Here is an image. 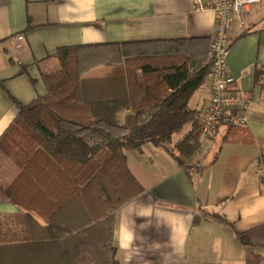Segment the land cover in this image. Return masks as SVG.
Wrapping results in <instances>:
<instances>
[{
    "label": "crops",
    "instance_id": "0c3cea01",
    "mask_svg": "<svg viewBox=\"0 0 264 264\" xmlns=\"http://www.w3.org/2000/svg\"><path fill=\"white\" fill-rule=\"evenodd\" d=\"M244 16V25L235 21L231 26L226 62L235 79L231 89L247 101V122L230 129L221 124L191 167L178 165L151 144L140 152L127 151L128 168L143 191L115 212L118 264H245L247 251L264 264V175L257 172L264 166V0ZM213 30L214 14L194 11L191 0H0V140L17 105L46 93L41 73L58 69V47L148 43L151 50L176 46L203 59ZM96 69L104 73L94 75ZM107 71L100 66L86 75ZM209 99L208 75L189 99L198 121ZM186 126L183 136L191 129ZM5 137L3 150L8 153L0 149L1 186L15 177L14 161L24 151L14 131ZM12 141L21 145L17 153L9 152ZM19 211L0 196L1 214ZM213 213L231 225L212 219ZM235 231L247 233L248 247Z\"/></svg>",
    "mask_w": 264,
    "mask_h": 264
},
{
    "label": "trees",
    "instance_id": "16d2710c",
    "mask_svg": "<svg viewBox=\"0 0 264 264\" xmlns=\"http://www.w3.org/2000/svg\"><path fill=\"white\" fill-rule=\"evenodd\" d=\"M147 45L60 46L58 69L41 73L46 93L17 105L5 136L19 133L27 145L0 196L20 211L0 213V264H118L115 212L143 191L127 151L151 144L178 165L192 166L201 149L194 135L199 114L189 99L209 75L210 52L199 59L180 47ZM100 66L108 67L104 75H86ZM187 124L189 132L171 144ZM4 137L0 149L7 154ZM211 218L229 224L221 215ZM235 235L250 245L247 233ZM260 260L247 251L245 264Z\"/></svg>",
    "mask_w": 264,
    "mask_h": 264
},
{
    "label": "built area",
    "instance_id": "2783aa9c",
    "mask_svg": "<svg viewBox=\"0 0 264 264\" xmlns=\"http://www.w3.org/2000/svg\"><path fill=\"white\" fill-rule=\"evenodd\" d=\"M191 2L194 11H211L214 14V30L209 42L210 99L194 132L202 149L206 139L221 124L242 126L247 122L245 114L247 101L231 89L235 79L228 70L226 59L231 47L232 24L238 21L240 25H244V13L259 0H191ZM257 172L264 175V166L258 168Z\"/></svg>",
    "mask_w": 264,
    "mask_h": 264
},
{
    "label": "rangeland",
    "instance_id": "374dc122",
    "mask_svg": "<svg viewBox=\"0 0 264 264\" xmlns=\"http://www.w3.org/2000/svg\"><path fill=\"white\" fill-rule=\"evenodd\" d=\"M96 71H97V72H96ZM99 71H101V70L96 69V70H94L93 74H94V75H97V74H103V73H104V70H103L102 72H99ZM94 75H92V76H94ZM188 127H189V126H185V127L183 128V130H182L183 133H186ZM217 134L220 135V133H217ZM218 135H217V138H218ZM182 136H183V134H182L181 131H180V132H177V133H175V134H173V136H172V140H171V144L176 143V142H177ZM16 138L18 139V141H19L20 143H23L24 146H25V144L27 145V141H26V140H23L19 133L17 134V137H16ZM19 142H18V144H19V146L21 147V145H20ZM15 144H16V142H13V141L9 144V152H11V153H17L15 150L17 149L18 144H17V146H16ZM213 145H215V142H214ZM169 147H172V146L170 145ZM206 147H207V146H206ZM203 151H204V152H203ZM206 151H207V148H204V149L200 152V154L202 155V154H204ZM15 155H16V154H15Z\"/></svg>",
    "mask_w": 264,
    "mask_h": 264
}]
</instances>
